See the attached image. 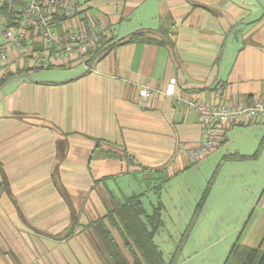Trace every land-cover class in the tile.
I'll use <instances>...</instances> for the list:
<instances>
[{"label":"crops","instance_id":"obj_1","mask_svg":"<svg viewBox=\"0 0 264 264\" xmlns=\"http://www.w3.org/2000/svg\"><path fill=\"white\" fill-rule=\"evenodd\" d=\"M78 1L104 26L89 66L0 63V264H106L92 222L151 193L166 264H224L235 243L264 251V119L225 126L198 159L204 129L188 103L264 100V0ZM145 29L155 37L129 40ZM169 205L187 213L179 236Z\"/></svg>","mask_w":264,"mask_h":264},{"label":"built area","instance_id":"obj_2","mask_svg":"<svg viewBox=\"0 0 264 264\" xmlns=\"http://www.w3.org/2000/svg\"><path fill=\"white\" fill-rule=\"evenodd\" d=\"M87 4L78 0H0V57L4 68L19 58L31 69L68 65L78 59L89 61L100 47L104 26L85 11ZM19 56L14 57L13 52ZM173 92V87L169 89ZM143 104L148 105L153 91L145 87ZM188 103L198 112L204 134L191 152L202 158L215 149L224 127L264 119V100L251 102L219 101L208 103L189 97Z\"/></svg>","mask_w":264,"mask_h":264},{"label":"trees","instance_id":"obj_3","mask_svg":"<svg viewBox=\"0 0 264 264\" xmlns=\"http://www.w3.org/2000/svg\"><path fill=\"white\" fill-rule=\"evenodd\" d=\"M151 37H155L154 31L145 29L133 32L129 36V40H151ZM97 52L98 50L90 61L96 57ZM19 72H7L4 77H10ZM228 156L232 159L246 157L237 153ZM160 190L158 189V196H160ZM209 190L210 187L208 186L204 191L199 206L207 198ZM105 218L108 219L112 226L118 228L124 241V247L134 257V264H143L137 257V252L141 254L145 264H166L163 253L154 240L155 234L163 224V205L160 200L154 206L153 211L148 213L142 202L141 195L130 196L122 206L108 210L104 217H99L91 224L99 238L100 248L106 264H131L113 233L104 223ZM119 225H121L123 232H121ZM224 264H264V251L235 243Z\"/></svg>","mask_w":264,"mask_h":264},{"label":"rangeland","instance_id":"obj_4","mask_svg":"<svg viewBox=\"0 0 264 264\" xmlns=\"http://www.w3.org/2000/svg\"><path fill=\"white\" fill-rule=\"evenodd\" d=\"M0 63L2 64L1 58H0ZM44 71L48 72L49 69H45ZM208 166H210V165H208ZM201 171H203L202 175H204V174H206L207 169L203 167ZM182 183H183V181L180 180L179 181V185H177L174 188V191L177 194H179V193L182 194L183 193L182 192L183 187H181ZM169 192L171 193V189L169 190ZM169 192L165 193L166 195H164L166 197V199L169 198V196H168ZM180 196L181 195L176 197V199L180 200ZM157 199H158V197H157L156 193L155 194L151 193L149 196L145 197V199H144L145 200V207L147 208V210L149 212H151V210H152L150 202L152 201L153 204H154V203L157 202ZM175 202H177V201L175 200ZM168 211H170L169 213L171 214V217L169 218V215L165 214V216L169 218V220L166 219L167 224H168L167 230H170V232H172L174 236H179V231L182 230V229H179V224L181 223L180 220H182L187 213L183 212L182 210H181V212H177V211L174 210V207L171 206V205L168 206ZM172 220H174V221H172ZM169 224L171 226H169ZM175 224H176V226H175ZM156 241L159 244V246L164 250L166 256H169V252L172 251L174 249V247H175V245L172 243V240H170L167 237L166 232H163V233L160 232L159 235L157 234ZM195 261H197V260H195Z\"/></svg>","mask_w":264,"mask_h":264}]
</instances>
